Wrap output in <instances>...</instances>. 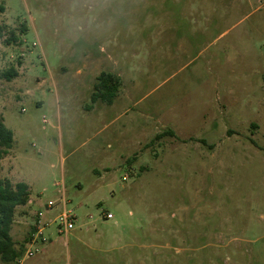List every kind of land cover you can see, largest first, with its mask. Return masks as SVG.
I'll list each match as a JSON object with an SVG mask.
<instances>
[{
	"label": "rangeland",
	"instance_id": "obj_1",
	"mask_svg": "<svg viewBox=\"0 0 264 264\" xmlns=\"http://www.w3.org/2000/svg\"><path fill=\"white\" fill-rule=\"evenodd\" d=\"M0 27L2 176L78 217L27 257L18 210L0 264H264V0H0Z\"/></svg>",
	"mask_w": 264,
	"mask_h": 264
},
{
	"label": "trees",
	"instance_id": "obj_2",
	"mask_svg": "<svg viewBox=\"0 0 264 264\" xmlns=\"http://www.w3.org/2000/svg\"><path fill=\"white\" fill-rule=\"evenodd\" d=\"M14 35V34H12ZM2 28L0 27V37ZM18 71L12 67L0 72V78L11 80L17 76ZM121 80L119 76L111 72H102L95 84V92L92 95L94 101L102 100L113 103L119 90ZM14 142V132L9 128L3 116L0 114V260L4 263H14L22 255V249L18 248L11 234L15 220L16 208L26 205L30 199V186L25 181L12 182L2 176L3 158L9 153Z\"/></svg>",
	"mask_w": 264,
	"mask_h": 264
},
{
	"label": "built area",
	"instance_id": "obj_3",
	"mask_svg": "<svg viewBox=\"0 0 264 264\" xmlns=\"http://www.w3.org/2000/svg\"><path fill=\"white\" fill-rule=\"evenodd\" d=\"M60 193L61 196L58 200H49L45 203L44 209L38 213L33 223L32 234L26 242V250L23 253L25 256L31 257L43 250L48 242L46 230L53 224H56L58 233L65 236L75 228L77 214L72 209H68L65 191L61 190ZM54 209L58 210L57 215L53 218L47 217V213ZM105 215L107 218L113 217L111 212H107ZM23 254L17 259L18 262L23 260Z\"/></svg>",
	"mask_w": 264,
	"mask_h": 264
},
{
	"label": "crops",
	"instance_id": "obj_4",
	"mask_svg": "<svg viewBox=\"0 0 264 264\" xmlns=\"http://www.w3.org/2000/svg\"><path fill=\"white\" fill-rule=\"evenodd\" d=\"M3 165V164H2ZM30 186V185H29ZM44 201L41 199V197H33V196H31V194H30V199H29V201H28V203L26 204V205H21V206H18L17 208H16V212L18 211V210H24V209H30V208H34V209H44ZM14 226L15 225H13V227H12V230H11V234H13L14 235ZM22 227H20V229H21ZM25 229V228H24ZM22 230H23V228H22ZM22 230H21V232H22ZM23 233H24V231H23ZM12 235V236H13ZM14 238V237H13Z\"/></svg>",
	"mask_w": 264,
	"mask_h": 264
}]
</instances>
